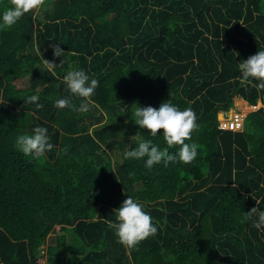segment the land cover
Wrapping results in <instances>:
<instances>
[{
	"label": "trees",
	"instance_id": "trees-1",
	"mask_svg": "<svg viewBox=\"0 0 264 264\" xmlns=\"http://www.w3.org/2000/svg\"><path fill=\"white\" fill-rule=\"evenodd\" d=\"M56 43L69 51L67 64L55 59L61 78L80 67L99 81L86 112L75 96L71 108L54 106L71 95L42 63ZM259 50L264 0H46L0 29V264H264V233L244 218L264 208V89L238 79V63ZM236 97L263 107L243 131H223L219 114ZM168 100L198 116L186 141L196 160L149 170L124 159L136 107ZM36 126L54 145L46 158L14 146ZM128 195L158 228L131 248L108 227Z\"/></svg>",
	"mask_w": 264,
	"mask_h": 264
},
{
	"label": "clouds",
	"instance_id": "clouds-1",
	"mask_svg": "<svg viewBox=\"0 0 264 264\" xmlns=\"http://www.w3.org/2000/svg\"><path fill=\"white\" fill-rule=\"evenodd\" d=\"M45 3L46 0H10V5L0 10V29L13 27L26 13L42 9ZM51 48L54 59L49 61L42 57L43 66L53 77L62 79L67 91L71 94L56 99L54 106L57 109L71 108L72 97L75 96L82 98L77 110L88 111L99 81L91 78L87 71L80 67L70 68L61 78L57 69L63 68L61 65L69 62V51L66 53L60 47V43L51 45ZM71 54L76 55L75 52ZM61 57L64 59L61 60V65H57L55 59ZM238 69L240 72L238 79L242 85L248 84L257 89H264V50H259L246 60L239 62ZM257 81L258 83H255ZM38 101V94L28 97L29 103L42 108L43 105ZM131 120L139 126V131L134 135L137 143L134 148L124 151V159H143L145 168L150 170L161 163L164 166H168L170 162L190 164L198 157V146L195 143L186 142L191 140L192 134L199 128L198 116L191 107L181 109L171 100L162 102L158 108L137 106L134 119ZM140 130H145L152 137L162 136L169 147L173 145L180 147L176 153H170L167 149H161L152 140L144 139ZM160 130H163L162 133ZM14 146L18 152L33 159L46 158L47 153L54 148L50 142L48 128L45 126H36L31 133L25 132L18 135ZM256 203L259 205L260 202ZM114 213L116 219L109 222L108 227L124 246L136 247L141 241L155 235L158 231L153 217L146 210L145 203L131 195L127 196ZM244 218L246 221H251L255 229L264 233V208H252L244 213Z\"/></svg>",
	"mask_w": 264,
	"mask_h": 264
},
{
	"label": "built area",
	"instance_id": "built-area-1",
	"mask_svg": "<svg viewBox=\"0 0 264 264\" xmlns=\"http://www.w3.org/2000/svg\"><path fill=\"white\" fill-rule=\"evenodd\" d=\"M226 114V113H224ZM219 128L223 131L239 132L244 130V119L240 114L234 115L232 120L220 122Z\"/></svg>",
	"mask_w": 264,
	"mask_h": 264
},
{
	"label": "crops",
	"instance_id": "crops-1",
	"mask_svg": "<svg viewBox=\"0 0 264 264\" xmlns=\"http://www.w3.org/2000/svg\"><path fill=\"white\" fill-rule=\"evenodd\" d=\"M236 98H240L239 100H240V102H243L244 104H249V103H247V101L246 100H244L243 98H241V97H236ZM259 104H261V107L259 108V109H261L262 107H263V103L261 102V101H259L258 102ZM250 105V104H249ZM250 106H252V105H250ZM240 107H242V105L240 106ZM243 108V107H242ZM258 109V110H259ZM232 110H234L233 108H232ZM243 110V112L246 114L247 112H249V111H246V109L244 108V109H242ZM253 110V109H252ZM255 110V109H254ZM258 110H256V111H258ZM256 111H250V113H248L247 115H245V114H243L242 112H240V110L238 109V111H236V112H233V115L232 116H228V114L230 113V111H228L226 114H222L223 115V119L222 120H220L219 119V121L220 122H223V121H225V120H232L233 119V117H234V115H236V114H240L242 117H243V119H244V121L246 120V118L250 115V114H252V113H254V112H256ZM220 116H221V114H220Z\"/></svg>",
	"mask_w": 264,
	"mask_h": 264
},
{
	"label": "rangeland",
	"instance_id": "rangeland-1",
	"mask_svg": "<svg viewBox=\"0 0 264 264\" xmlns=\"http://www.w3.org/2000/svg\"><path fill=\"white\" fill-rule=\"evenodd\" d=\"M38 9H36L35 11H37ZM238 99V100H237ZM240 98H235V100H234V107H233V109L234 110H230V113L228 114V116H232L233 115V112H236V111H238V109L240 110V112H242L243 110H242V108L240 107V106H238V103H240V100H239ZM235 101H236V103H235ZM259 104V103H258ZM260 105V104H259ZM258 106V105H257ZM239 107V108H238ZM259 108H260V106H259ZM259 108H255V110L253 109H251L250 111L252 112V111H256V110H258ZM250 111L249 112H247L246 114L244 113V112H242L243 114H245V115H247L248 113H250ZM220 114H221V116H220ZM219 114V119L220 120H222L223 119V115L222 114H224V113H220ZM42 255H44L45 256V258H46V248L44 247L43 249H42Z\"/></svg>",
	"mask_w": 264,
	"mask_h": 264
},
{
	"label": "bare ground",
	"instance_id": "bare-ground-1",
	"mask_svg": "<svg viewBox=\"0 0 264 264\" xmlns=\"http://www.w3.org/2000/svg\"><path fill=\"white\" fill-rule=\"evenodd\" d=\"M238 100V99H237ZM244 102V101H243ZM243 102H240V103H238V106H241L242 105V109H246V111H249V110H251V109H255V108H258L259 106L261 107V104L259 105L258 104V106L256 105V106H250L249 104H244ZM235 103H236V101H235ZM248 103V102H247ZM239 108V107H238ZM243 112V111H242Z\"/></svg>",
	"mask_w": 264,
	"mask_h": 264
}]
</instances>
